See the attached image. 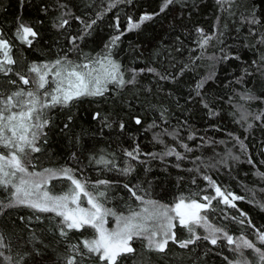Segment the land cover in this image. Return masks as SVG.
Returning a JSON list of instances; mask_svg holds the SVG:
<instances>
[{"label":"trees","instance_id":"1","mask_svg":"<svg viewBox=\"0 0 264 264\" xmlns=\"http://www.w3.org/2000/svg\"><path fill=\"white\" fill-rule=\"evenodd\" d=\"M163 3L0 0V38L8 41L15 61L6 66L12 69L8 75L0 73L4 96L34 89L29 68L57 59L91 65L107 56L124 81L135 77L122 86L109 83L103 96L48 109L46 136L37 142L41 151L26 156L25 163L29 171L71 169L93 195L103 191L100 202L117 215L141 208L125 184L145 200L173 205L181 196L214 195L208 176L225 193L243 198L234 201L235 208L213 200L209 222L235 243L243 237L264 252L257 238V229L264 231V0H174L160 12ZM145 14L152 19L127 29L129 18L138 22ZM61 20L68 24L58 27ZM21 24L37 33L28 37L31 44L17 36ZM100 180L109 183L97 186ZM69 186L56 179L48 188L60 195ZM11 191L0 188V203H9ZM59 220L24 206L0 207V264H66L70 256L77 264H99L81 243L93 238V230L65 238ZM175 232L178 240L190 238L179 226ZM222 238L216 245L201 239L186 248L169 241L164 252L134 239L135 252L118 264H264L257 252L236 249ZM71 245H78L79 253Z\"/></svg>","mask_w":264,"mask_h":264},{"label":"snow or ice","instance_id":"2","mask_svg":"<svg viewBox=\"0 0 264 264\" xmlns=\"http://www.w3.org/2000/svg\"><path fill=\"white\" fill-rule=\"evenodd\" d=\"M173 3L174 0H164L160 12H164ZM151 19L152 16L148 14L141 16L138 22H132L129 18L127 29H137L145 21ZM251 22L256 23L257 21L253 20ZM92 23H95V21ZM66 24H68L67 20H61L58 27H64ZM90 26L87 25V27ZM118 27L119 25H117ZM198 31L202 33V30L198 29ZM36 35L37 33L32 28L23 24L17 30V36L28 44L32 43L28 37H35ZM120 35H123V33H120ZM120 35L112 38V45L116 44L120 39ZM208 39L210 37L204 39V44H207ZM74 40L75 38H73V42ZM9 52L8 41L0 38V53L3 55V59L0 60V73L4 75H8L12 71L10 67L6 66L15 63ZM29 72L34 74L32 79L34 89L25 90L20 88L7 96L0 93V149L6 150L0 151V188L12 189V198L9 203L7 205L0 203V207L24 206L33 209L35 212L54 213L55 216L60 217L59 232L65 238L72 231L82 232L85 228L93 229V238L83 240L81 243L87 249L88 254L96 257L99 264H118L121 257L134 253L135 249L131 246L134 239L145 240L147 242L146 247L149 250L159 252L165 251L169 241L178 244L181 248H186L189 244L201 239L216 245L218 240L221 239L218 234H222L228 244L235 243L231 235L209 222L207 212L211 208L213 200L235 208L234 201L243 198L233 193H225L208 176H205L204 179L214 189V195L205 194L200 196L199 199H186L181 196L177 198L173 205L145 200L144 196L138 195L133 188H129L125 184L124 187L128 189L132 197L140 202L142 207L140 210L130 211L128 215H117L116 212L104 207L103 203L100 202L99 198L104 197L105 193L98 191L97 194L93 195L87 190L86 184L72 174L71 169L29 171L24 158L31 153L41 151L40 147L37 146V142L41 137L46 136L44 129L49 124V120L46 118L48 109L58 105L67 107L84 96H103L109 83L122 86L125 83H133L135 80V77H133L132 80L124 81L120 74L119 65L108 59L107 56L91 65L89 63L76 64L66 59H57L51 64H33L29 68ZM16 75L24 85L29 84V78L19 73ZM9 82L16 83L15 80ZM202 86V84L197 85L198 88ZM248 98L251 99V97ZM261 115L255 118L259 120ZM140 122L139 119L135 120L137 124ZM189 138L191 139V137ZM241 146L243 147L242 142ZM185 147L187 146L185 145ZM127 155L133 159L136 158L133 151L127 152ZM180 158L177 154V159ZM129 171L130 169H124L125 173ZM56 179H64L70 182L66 193L51 194L48 186L51 181ZM108 183V181L100 180L97 181V186L107 185ZM193 183H195V180H193ZM85 204L88 206H85ZM70 205L72 206L70 207ZM240 215L244 216L245 214L241 212ZM110 216L115 219V227L112 229L105 226L107 218ZM239 222L243 223V221ZM177 226L186 229L190 234V238L178 240L175 232ZM197 228L204 229L206 234L203 236L198 235ZM257 233V238L264 244V231L257 229ZM240 240L241 243L237 244V249L241 247L254 249L260 255L261 261H264V252L256 248L252 241L243 237ZM3 246V240L0 238V247ZM70 250L79 253V246L71 245ZM66 264H77L76 257L70 256Z\"/></svg>","mask_w":264,"mask_h":264},{"label":"rangeland","instance_id":"3","mask_svg":"<svg viewBox=\"0 0 264 264\" xmlns=\"http://www.w3.org/2000/svg\"><path fill=\"white\" fill-rule=\"evenodd\" d=\"M214 190V189H213ZM215 194V193H214ZM82 200H83V197H82ZM72 205H70V207H71ZM85 206H88V205H86L85 204ZM90 207V206H89ZM142 207V206H141ZM140 210V209H139ZM108 229H112V228H114L115 227V219L113 218V217H108L107 218V224L105 225ZM93 230V229H92ZM93 232H94V230H93ZM196 232H197V234H202V235H205L206 233H205V231H204V229H202V228H197L196 229ZM221 236V235H220ZM222 237V236H221ZM223 239V238H222ZM258 241L260 242V240L258 239ZM241 243V241H239V242H236L235 244H236V249H237V244H240ZM241 248H243V247H241ZM240 249V248H239ZM251 251H253V253H255V250H252V249H250Z\"/></svg>","mask_w":264,"mask_h":264}]
</instances>
